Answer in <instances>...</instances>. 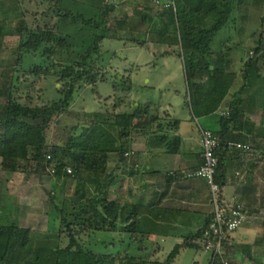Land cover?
<instances>
[{"label": "rangeland", "instance_id": "rangeland-1", "mask_svg": "<svg viewBox=\"0 0 264 264\" xmlns=\"http://www.w3.org/2000/svg\"><path fill=\"white\" fill-rule=\"evenodd\" d=\"M51 4L49 0H0V112L5 110L10 99L33 108H48L62 99L63 92L73 81L72 78H62L63 70L71 68L73 62L80 59V55L92 42V33L88 27L66 22L58 27V31L69 38L68 49L55 47L52 61L41 55L46 44L38 55H23L20 49L22 41L31 32L56 27L57 19L53 15H44ZM109 4L114 6V11L107 18L109 36L92 60L93 70L98 73L100 81L97 86H88L76 93L66 112H57L49 123L45 135L51 163L44 169H39L33 160V149H30L29 159L19 161L15 169L0 158V226L16 224L29 231L31 241L47 243L52 249H66L71 234L58 217L52 220L49 213L58 207L70 218L89 210L86 199L74 198L75 191L83 184L84 187L79 192L84 194L90 191L95 194L102 178L100 174L95 175L84 168L81 173H77L72 183L56 176L55 168L59 164L66 166L68 173L74 171L75 174L78 171L80 163L74 161L66 144L70 136L79 135L84 127L99 129L119 146L127 143L126 151L131 153L126 163L119 159L116 152L108 153L105 157V174H113L116 179L108 191L109 202L116 200L123 204L128 199L129 190L132 194L130 193L128 200L133 199L137 204L146 203L159 209L173 207L174 200L172 201L170 194L175 191L180 193V190L174 189L175 187L172 189L166 182H162L160 187L153 186L152 178L147 179L148 183L143 188L141 172L151 173L148 168L153 166V156H157L158 150L160 152L166 149L162 143L166 138L169 144L175 143V140L185 144L192 138L194 142L189 147L194 146L193 149H200L203 154L202 140L201 147L199 146L201 133L191 108L181 58L176 18L145 0H109ZM63 6L75 13L80 12L87 18L99 17L106 8L104 0H66ZM213 22V17L208 18L205 26L210 27ZM259 41H262L263 57L259 69L264 79V0H235L229 23L218 33L212 44L215 52L231 60L227 72L235 73L238 77L226 98L224 108L243 87V69L250 58L255 56ZM250 81L251 85L261 82L255 78ZM203 86L204 82H199L198 90ZM92 88H97L98 95L92 93ZM141 105L151 107L152 116H156V127L153 128L156 132L153 134L149 130L147 133L145 130L142 134L134 131L129 140H121L120 128L116 125L117 116L133 113ZM225 114L222 109L215 117V122H219ZM247 118L253 125L250 116ZM137 122L136 120L134 124ZM205 126L215 132L216 127L212 123ZM2 129L0 126V134ZM257 131L264 133L261 127ZM229 139L250 147L255 144L264 146V139L256 137L232 136ZM255 154L252 151L245 160H231L227 163L231 171L240 172L245 177L230 183L226 189L227 196H232L236 191L247 195V200H242L253 218L248 220V228L246 225L242 226V229H246H241L237 237L240 239L249 236L251 230L256 233L258 240L255 246L245 244L247 248H243L241 242L235 245L230 239L223 250L231 264H264V163L256 165ZM138 162L142 168L137 167ZM101 169L100 172H103ZM169 175L173 177L174 174ZM255 182L260 191L258 201L254 199L252 192ZM203 184L206 187L205 181ZM152 190H155V195ZM156 190H161L162 193L158 194ZM123 195L125 198L122 199ZM228 199L230 205L236 204L231 198ZM175 200L186 201L189 204L187 208L194 210V213L199 208L192 205L194 202H190L188 195L175 196ZM210 212L212 215L213 210L210 209ZM139 222L141 234L136 238L120 229L112 233L91 231L76 235L79 228L74 224L70 226L84 250L96 255L165 264L177 245L191 244L190 248L181 251L177 262L211 264V256L204 248L203 238L194 240L190 236L203 228L206 219L200 226L191 221L192 225L185 222V226L177 227L174 225L177 223L158 222L154 214H151L141 217ZM180 235L184 237L181 238ZM243 249L248 253L243 254ZM256 256H262L258 259L261 263H256Z\"/></svg>", "mask_w": 264, "mask_h": 264}, {"label": "trees", "instance_id": "trees-1", "mask_svg": "<svg viewBox=\"0 0 264 264\" xmlns=\"http://www.w3.org/2000/svg\"><path fill=\"white\" fill-rule=\"evenodd\" d=\"M49 1L52 4L44 15L47 17L53 15L57 19L56 27L51 30H46L45 27L40 29L41 32H31L27 36L28 38H24L22 41L20 49L23 55L26 53L38 55L46 44L41 55L47 56L52 61V51L55 47L61 50L68 49L69 38H66L58 31V27L60 28V25L66 22H71L74 25L83 24L85 27H88L92 33V42L86 51L80 55V59L73 62L71 68L68 69L67 67L63 70L61 74L62 78H72L73 81L66 91L63 92L64 96L62 99L48 108L23 106L10 99L5 110L0 112V126L3 127L0 134V158L6 163H10L12 169H15L19 161L29 159L30 149L34 151L33 160L36 162L38 168L44 169L45 166L47 167L52 161L48 157L50 155L45 135V130L48 128L49 123L57 112H66L70 103L75 99L76 93L82 92L88 86L91 87L95 84L97 86L100 81L98 73L93 70L92 60L100 52L103 41L109 36L110 27L108 26L107 18L114 11V6L109 4V0H104L106 7L104 12L99 17L87 18L80 12L75 13L73 10L65 8L63 5L66 3V0ZM234 1L176 0V9L168 11L177 21V31L181 44V58L183 59L194 118L211 117L222 109L227 114L220 118L218 127L214 129L217 134L211 130L219 137L222 143L217 153L219 167L215 176L216 184L222 188L227 183L228 161L245 160L253 151L260 156L253 155L255 164L264 163V146L262 144H255L249 151L228 147L229 142H236L229 139L232 136H237L238 138L254 136L258 139H264V133L259 134L256 132L255 134L252 131L250 122L247 120V115L243 111L242 106V96L248 87L249 80L251 78L262 79L261 70L259 69V63L263 58L262 41L258 42L255 56L251 57L249 62L245 64L243 69V87L233 95V101L229 102L226 108H224L226 98L231 88L238 81V77L235 73L227 72L231 60L223 54L215 52L212 49V44L218 33L229 23ZM238 1L243 2V0ZM221 7L223 8L221 9ZM212 17L214 19L212 26L206 27L205 21ZM52 44L54 46H51ZM199 82H204V86L200 90H198ZM91 91L96 95L99 93L97 88H92ZM115 103L116 101L114 100V107L117 106ZM145 115H148V117L146 118ZM154 119H156V116H152L151 107L148 105L144 107L141 105L130 114H120L117 116L116 125L120 128L121 140H129L131 133L134 131L142 132L146 130L148 132L152 130L155 124ZM121 120H124L126 123H122ZM136 120L138 122L134 124ZM163 142L167 150H169L168 152L172 154L177 152L180 145V141L178 140L170 144L167 139ZM126 148L127 143L126 145L119 146L117 142H113L112 139H109V136L96 128L84 127L79 135L70 136L66 149L72 152L74 161L78 162V164L80 163V167H78V171L74 174V171L68 173L66 166L59 164L55 168L57 170L56 176L59 179H65L66 182L72 183L73 179L77 177V173H81L82 168L91 171L95 175L100 174L102 176L95 194L90 191H86L84 194L79 192L84 187L81 183V188L77 187L75 191L74 198L79 200L86 199L89 203V210L79 212L70 218L58 207L55 208L54 212L49 213L52 220L59 218L63 226L67 227L68 232L71 234L69 246L64 250L59 248L52 249L47 243L43 244L31 241L29 231L19 228L16 224L0 226V264H149L136 259H120L115 256L96 255L87 252L78 243L76 238V235H80L82 232L112 233L117 232L118 229L136 238L141 234L139 222L141 217L154 214L156 221L167 224H174L179 219H182L184 213L181 211L159 210L146 203L137 204L133 199L128 200L131 196V191L129 190H127L128 201H123V204L116 200L108 201V191L116 179L113 174H105V168H103L106 164L105 157L108 153L116 152L120 157L119 159L126 163L128 160L126 154L129 153L126 151ZM100 169L103 172H100ZM187 175V179H202L188 178ZM178 177V174H174L172 178ZM204 180L207 183L209 196L211 197L208 181ZM123 198H125L124 195L122 196ZM226 200L228 201L227 198ZM235 205L242 206L247 216L249 218L252 217L243 205L238 203ZM213 220L214 214L206 220L201 230L195 235H190L192 239L198 240L203 238L206 243L210 239L206 236V232ZM71 224L79 228L76 235L71 230ZM232 236L233 234L228 236L226 241L228 242ZM190 246L191 244L177 245L165 264H179L177 260L181 251L190 248ZM208 254L211 256V264H223L224 260H227L225 257L226 253L217 259H213L211 253Z\"/></svg>", "mask_w": 264, "mask_h": 264}, {"label": "crops", "instance_id": "crops-1", "mask_svg": "<svg viewBox=\"0 0 264 264\" xmlns=\"http://www.w3.org/2000/svg\"><path fill=\"white\" fill-rule=\"evenodd\" d=\"M81 3L88 5V3H84V2H81ZM255 79H257L261 82H259L260 84L256 83L254 85H251V83H250L251 81L249 80V84H248V87L246 89V90H248V92L245 91L243 96H242V99H243L242 106H243V111H245L246 115L248 117L250 116V118L252 119L253 125L252 124H250V125L252 128V131L256 134V132H258L257 130L258 129L260 130V127L264 129V79H259V78H255ZM218 114L219 113H217L211 117H206V118H202V119H196L195 118L197 120L196 123H197L199 130H200V133H201L200 139H199V146L200 147H201V140H202L201 139L202 129L203 128L209 129L205 125L210 124V123H212V125L217 128L218 122H215V117H217ZM262 117H263V119H262ZM216 119H218V118H216ZM204 123H205V125H204ZM154 127H156V126L153 125L152 128H154ZM176 130H177V128H176ZM142 132H138V133H142ZM154 132H156V130L152 129L151 133L154 134ZM144 133H145V131H144ZM250 137H254V136H250ZM191 142H194L192 140V138H191V140L186 141L185 144L180 141L179 148H178L177 152H175L174 154L169 153L168 152L169 150H167V147L165 146L164 142H162L163 146H165L166 149L163 151H160V152L158 150L157 156L156 155L153 156V161H152L153 166L148 168V170H150L151 173L148 174L146 172L144 173V171L141 172V174L143 175V176H141V177H143L142 178L143 188H145V186L148 183L147 179L149 180V178H152V180H154L153 186L155 185V186L160 187V185H163L162 182H164V183L166 182L168 185L171 186L172 189L175 187L174 189L180 190V193L177 191H175V193L172 192V194L169 193L170 195H172L171 196L172 201L173 200L175 201V203L173 201V205H172L173 207H166L163 209L157 208L159 210H169V211L176 210V211H181L182 213H184L182 216V219H184V221H182L183 224L180 223L182 219H179L177 224H174L177 227L185 226V222L192 225L191 221L194 222L195 225L200 226L204 219L207 220V218L210 217V215H211L210 209L213 210V208L211 206L210 198H209L208 186L206 185V187H205V185L203 184V181H205V180H202V179H192L191 180V179L186 178V175L188 173H191V172L198 170L203 163V161H202V150L193 149L194 146L189 147V146H191ZM185 146L187 148H185ZM137 164H138L137 167L140 168L141 167L140 162H138ZM151 168H153V169H151ZM164 168H166V170ZM175 172L178 174L179 177L178 178L170 177L169 174L170 173L175 174ZM244 178L245 177L243 174H241L240 172L231 171L227 165V183L224 186V194H225L227 199L231 198V200H234L235 203L243 205L245 207V209L249 211V208L246 207V203H244L245 201L242 200V199L247 200V199H245L247 195L246 196L242 195L241 191H236V193L233 192L232 196H227V190H226L227 187L230 185V183H232L233 180L244 179ZM255 185L252 186V192L255 195L254 199L256 201H258V196L260 194V191H259V189H257V186H258L257 182H255ZM152 193H153V195H155V190L154 191L152 190ZM156 193L159 194L162 192H161V190H159V192L156 190ZM182 194L186 195V196L188 195L190 197V200H191L190 202H194V204H192V205L199 207L196 209L195 213L193 212L194 210L191 211V209L187 208V206L189 204H187L186 201L175 200V196H183ZM252 219H253L252 217L249 218V221H251ZM248 224H250V222L245 224L247 228L249 227V226H247ZM243 229H246V228H243ZM243 229L241 231H243ZM240 230L238 232H240ZM238 232L233 234L232 238H230L234 241L235 245H239L238 243L241 242L242 245H244L243 248H247V247H245L246 246L245 244L255 246V244L258 243L255 232H251V230H250L249 236H245V237L240 238V239H238V237H237ZM180 236H181V238L184 237L182 235H180ZM242 253L246 254L248 252L243 249ZM261 258H262V256H256L255 261H258V259H261ZM258 263H261V261H258Z\"/></svg>", "mask_w": 264, "mask_h": 264}, {"label": "built area", "instance_id": "built-area-1", "mask_svg": "<svg viewBox=\"0 0 264 264\" xmlns=\"http://www.w3.org/2000/svg\"><path fill=\"white\" fill-rule=\"evenodd\" d=\"M149 4L163 11L176 9V0H145ZM222 143L211 130L202 129V147H203V165L195 172L189 173L188 178H202L208 181L211 189V206L213 208L214 220L206 232L210 239L205 243V250L213 255V259L223 256L225 253L223 246L226 247L228 236L238 232L244 226L249 217L240 205H230L226 200L224 188L215 182V176L219 167L218 150ZM228 147L231 149L249 151L250 146L229 142ZM131 154L127 153L128 158ZM51 159V157H49ZM71 173V171H69ZM214 262V261H213ZM223 264H231L224 260Z\"/></svg>", "mask_w": 264, "mask_h": 264}]
</instances>
